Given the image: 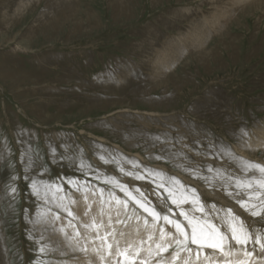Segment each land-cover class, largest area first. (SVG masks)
Returning <instances> with one entry per match:
<instances>
[{
    "label": "rangeland",
    "instance_id": "obj_1",
    "mask_svg": "<svg viewBox=\"0 0 264 264\" xmlns=\"http://www.w3.org/2000/svg\"><path fill=\"white\" fill-rule=\"evenodd\" d=\"M248 164L264 165V0H0V264H84L120 233L135 258L105 264L260 263L227 227L264 235ZM181 210L224 251H181L163 219L186 226Z\"/></svg>",
    "mask_w": 264,
    "mask_h": 264
},
{
    "label": "snow or ice",
    "instance_id": "obj_2",
    "mask_svg": "<svg viewBox=\"0 0 264 264\" xmlns=\"http://www.w3.org/2000/svg\"><path fill=\"white\" fill-rule=\"evenodd\" d=\"M249 169H256L261 173V179L256 181V190H255V197L259 201V205L251 204L250 207L253 209L251 211L252 216H261L264 213V165L259 164H248L246 165ZM176 183H179L178 181ZM238 186H243L247 188H252V183H244L242 181H237ZM161 187H165L161 185ZM169 198L172 200L173 204L180 206L183 203H198V198L189 200L186 195L180 194L179 196L174 192L172 189H167ZM251 199V197H250ZM241 207L248 209L249 205L244 201L239 202ZM144 207L143 204H141ZM203 211L202 207L199 209ZM145 211H149L153 217H158L159 214L156 213L154 210H150L145 208ZM71 214V213H69ZM181 215L185 217L187 221V225H182L179 221L170 219L169 216H163V219L167 221L169 224L173 225L176 229V232L180 234L183 239H177L176 244L182 245L181 251L187 250L189 252L192 249L188 248L187 245L190 241L191 244L197 245L200 249L203 248H212L219 250L220 252L224 251V244L229 240V236L222 232L219 228L215 225L211 224L208 221H202L200 218L196 216H189L188 213L181 210ZM229 216H232L231 210H229ZM239 220L238 217H233L231 220L227 222L228 231L231 234V241H234L236 245L246 246L250 241L256 245H259L260 250L264 251V235L256 234L255 238L253 239L252 234L247 230L244 226L243 221H240L239 224H236L234 221ZM190 229V232L187 230ZM111 248V245H108ZM159 247V245H158ZM167 251L165 247L163 249ZM245 256H251L252 252L249 250L245 251ZM120 256L125 257L127 259V250L124 252L119 253ZM198 255V253H197ZM179 252L176 253L174 258H178ZM129 264H134V261H129ZM141 264H146V262L142 261ZM239 264H246V262L241 261Z\"/></svg>",
    "mask_w": 264,
    "mask_h": 264
},
{
    "label": "bare ground",
    "instance_id": "obj_3",
    "mask_svg": "<svg viewBox=\"0 0 264 264\" xmlns=\"http://www.w3.org/2000/svg\"><path fill=\"white\" fill-rule=\"evenodd\" d=\"M229 3V2H228ZM229 5V4H228ZM228 9L227 10H223L222 12H221V14L220 15H213L212 16V27L213 28H215L216 26H217V24L220 22V19H221V17L222 16H226V14L228 13ZM217 13V12H216ZM214 14V13H213ZM80 204V203H79ZM128 231V230H127ZM122 232V231H121ZM126 233V232H125ZM136 236V234L135 233H132V234H129V236H125L124 235V233L122 234V233H120V234H118V237L116 236V239H115V241L112 243V245H111V248H109L108 247V245L106 246L107 247V251H108V257H106L105 258V256L102 254V250H101V248L103 249V246H100V248H98V249H93L91 252H86L87 253V255L83 258V262H84V264H105V262H113L114 260H115V258L117 257V256H119V257H121L120 255H119V253H121V252H124L125 250H127V256L128 257H131V258H135V256H134V254H132L131 253V251L128 249V247L127 246H132V244L134 243V240H133V238ZM143 237H146L148 240H149V238H150V235H145V236H143ZM147 240V241H148ZM141 241L142 242H144V239L142 238L141 239ZM158 244H160V243H154L153 244V246L155 247V246H157ZM146 248L148 247L149 248V246H147V245H144ZM153 246H151V247H153ZM147 248V249H148ZM240 248V247H239ZM136 250H137V248H135ZM152 249V248H151ZM150 249V251H149V253H148V255H146V262L151 258V257H153V255H154V251L153 250H151ZM232 253H235V252H227V254H225V255H230V254H232ZM245 252H241L240 253V256L238 257V258H236V257H231V256H227L226 258H223L222 259V261H219V262H215L214 261V263L213 262H211V260L209 259L208 261H202L201 263H199V264H239V262H241V261H244V262H246V264L248 263V262H250V260H251V258H252V260L254 259L253 257H255V256H253V257H249V256H245V254H244ZM259 255V254H258ZM257 255V256H258ZM97 259V261L95 262V260ZM256 259V258H255ZM258 260V259H257ZM135 261V263L134 264H141V262H140V260H134ZM141 261H142V259H141ZM252 262V261H251ZM254 264H264V261H262V262H260V263H254Z\"/></svg>",
    "mask_w": 264,
    "mask_h": 264
}]
</instances>
